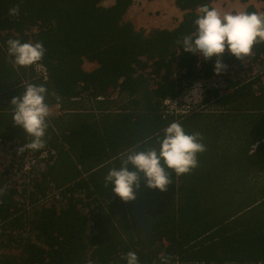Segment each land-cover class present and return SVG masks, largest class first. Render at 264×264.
Segmentation results:
<instances>
[{
  "label": "trees",
  "instance_id": "16d2710c",
  "mask_svg": "<svg viewBox=\"0 0 264 264\" xmlns=\"http://www.w3.org/2000/svg\"><path fill=\"white\" fill-rule=\"evenodd\" d=\"M211 2L174 0L177 24L147 30L126 19L133 0H0V140L31 141L13 124L10 104L28 84L44 85L45 102L59 104V115L46 119L43 166L37 160L20 188L5 187L0 169V247L8 249L0 264H126L128 251L139 264H161L165 255L169 264H264V187L229 188L233 167L264 172V82L257 78L256 90L254 78L207 84L203 107L180 117L167 106L194 80L215 75V57L206 63L178 43ZM16 5L20 14L10 16ZM244 11L257 12L251 4ZM10 38L42 42V60L16 65ZM252 53L245 58L264 64V43ZM222 60L223 79L233 74L230 60H240ZM172 121L201 133L207 154H197L189 173H171L165 191L142 179L136 198L122 201L105 186L108 170L133 149L158 147Z\"/></svg>",
  "mask_w": 264,
  "mask_h": 264
},
{
  "label": "clouds",
  "instance_id": "9594fccd",
  "mask_svg": "<svg viewBox=\"0 0 264 264\" xmlns=\"http://www.w3.org/2000/svg\"><path fill=\"white\" fill-rule=\"evenodd\" d=\"M197 11L199 14L193 21L194 32L183 36L178 43L183 45L184 51L197 54L204 60L217 57L213 68L215 74L227 69V65L219 59L225 51L243 61L245 57L253 54L252 49L255 44L264 43L262 13L239 11L222 15L216 8H210L207 4L201 5ZM8 14L19 15V6L11 7ZM6 44L9 56L21 67H29L41 61L45 53V48L39 41L30 43L10 38ZM34 67L41 69L36 65ZM47 91L44 85L28 84L20 96L11 99L10 104L14 106L13 124L20 126L24 133L31 137V141L27 144L16 137L0 140V145L5 146L10 156L8 169L11 167L13 172L20 168L21 155L25 150L31 151L29 158L46 159L48 156V151L44 148L46 119L50 114L49 105L45 102ZM203 92L204 89H201L200 97L203 96ZM55 105L59 107V104ZM157 139L158 147L129 151L122 157L120 167L109 169L105 175V186L110 185L111 191L122 201L128 202L136 198V190L142 179L148 188L165 191L167 185L172 183L170 174L179 176L189 173L198 166L197 154L206 150V146L201 142V133H186L178 121L170 122L163 129L162 137L158 136ZM38 150L40 151L35 153ZM15 158H20V162H15ZM3 192L4 189H0V194ZM1 253L5 254L0 247ZM122 259L126 260V264H139L138 256L134 251H128ZM169 259L167 255L161 257V264H169Z\"/></svg>",
  "mask_w": 264,
  "mask_h": 264
},
{
  "label": "rangeland",
  "instance_id": "374dc122",
  "mask_svg": "<svg viewBox=\"0 0 264 264\" xmlns=\"http://www.w3.org/2000/svg\"><path fill=\"white\" fill-rule=\"evenodd\" d=\"M148 0H133V6L130 9V12L127 13L126 15V19H132L135 23L136 26H143V23H141L139 21V19L137 18L138 15V10L142 5L144 4V2H146ZM155 1V0H153ZM224 1H232V5H228L226 8H224L223 4L221 6L220 2L217 3V5H219L221 11L220 13L223 15L224 13H236L239 12V5L240 2L243 3L246 6H249L250 4L253 5L254 8H256L257 13H263L264 12V1L263 0H240V2L238 0H224ZM163 2H171V7L173 8V13H172V17L171 18H176V16L181 15L182 11L180 9H178L175 4H174V0H157V3L162 4ZM108 3V2H106ZM135 5H138V7H136ZM136 7V8H134ZM226 10V12H223L222 10ZM246 8V7H245ZM245 10V9H244ZM242 10V11H244ZM146 27H150L153 28L151 26H146ZM225 53H229L227 51H225ZM203 59V57H200ZM217 59V57H215ZM257 58V57H256ZM219 59L221 60V62L223 64H226V61L222 60V55L219 57ZM259 59V58H257ZM260 60V59H259ZM206 63L211 61V60H205ZM232 61L230 60L228 66L233 70V74L228 73L227 75H223V79L221 77H219L218 74H215L211 77L210 80H206L207 82H204V80H200V79H196L193 81L192 83V87H188L186 88L184 91H182L178 96H176L174 98V100H169L167 102V106H168V110L169 112H171L173 115H175L176 117H180V116H184L187 115L189 113H191V111L193 110H198L200 108H202L203 104H200V100L202 97L199 96V93L201 91V89H205L208 85H213L212 83H215L217 85L221 84V88H223L226 84H227V79H236L238 81H240V83H245L247 81L252 80L253 78V85L251 84V89L252 90H256V84H257V78L258 81L264 82L262 79H264V76L262 75L264 72V64L260 61H254V60H250L249 58H244L243 61H239V63H235L234 61L231 63ZM201 65V62L198 61V66ZM85 68L87 69H91L93 67V64H91L88 61H85L84 63ZM17 67V66H16ZM150 68V67H149ZM149 68H146V70H144V73L146 74V72H148V74H150V85L154 86L155 84V80L156 76H154L153 74H151ZM39 73V72H38ZM40 74V73H39ZM262 76L258 77V76ZM25 82H27L25 80ZM208 84V85H207ZM230 88H228L229 90ZM112 97L114 96V94L111 95ZM58 105H52L49 106L50 109V115L53 114V116H57L59 115V109H58ZM206 108V107H204ZM186 130V128L184 129ZM187 131V130H186ZM10 148H12L10 146ZM38 151H35V153H38ZM200 155H202L203 157L207 154V150L199 153ZM31 155V151L30 150H25L23 152V154L21 155V166L20 168H18L15 172L12 171V168L9 167L10 164V156L9 153L5 150V146L4 145H0V169L5 167V181L6 184H4L5 187L8 186H16L18 188L21 187L22 184H25L27 181L30 180V178L33 175V164L36 163V161H40L39 162V167L41 168L43 166V160L44 158H35V157H30ZM29 158L27 161L26 159ZM15 162L19 163L20 162V158H15L14 159ZM25 235V232H24ZM4 252H8V249L5 247H2ZM9 252H14V253H18L19 249L18 248H14V250H11Z\"/></svg>",
  "mask_w": 264,
  "mask_h": 264
},
{
  "label": "crops",
  "instance_id": "0c3cea01",
  "mask_svg": "<svg viewBox=\"0 0 264 264\" xmlns=\"http://www.w3.org/2000/svg\"><path fill=\"white\" fill-rule=\"evenodd\" d=\"M240 2V0H238ZM253 1V0H251ZM220 2L221 6L223 4L224 8L228 5H232V1L224 0H212L211 8H216L219 12L221 11L217 3ZM171 2H163L162 4L157 3V0H148L144 2L142 8L140 6L138 10L137 18L141 23H143L142 28L149 29L151 27H162V28H171L174 27L177 22L181 19L182 15L176 16V18H171L173 13V8L170 6ZM138 7V6H137ZM239 11L245 9L246 5L240 2ZM255 7V6H254ZM223 12H226L224 10ZM221 177L223 175H220ZM231 183L229 185L232 193H237L239 188L241 191L246 190L247 192L257 189L258 187H264V172L255 171L252 168L245 169L240 168H231L230 175Z\"/></svg>",
  "mask_w": 264,
  "mask_h": 264
},
{
  "label": "built area",
  "instance_id": "2783aa9c",
  "mask_svg": "<svg viewBox=\"0 0 264 264\" xmlns=\"http://www.w3.org/2000/svg\"><path fill=\"white\" fill-rule=\"evenodd\" d=\"M17 142V141H16Z\"/></svg>",
  "mask_w": 264,
  "mask_h": 264
}]
</instances>
